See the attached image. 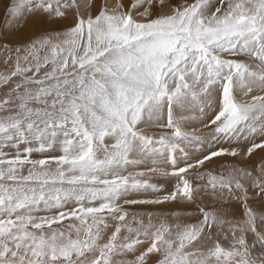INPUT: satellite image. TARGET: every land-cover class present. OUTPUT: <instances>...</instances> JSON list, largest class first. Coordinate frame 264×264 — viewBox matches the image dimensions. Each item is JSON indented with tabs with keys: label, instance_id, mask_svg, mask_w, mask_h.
<instances>
[{
	"label": "snow or ice",
	"instance_id": "obj_1",
	"mask_svg": "<svg viewBox=\"0 0 264 264\" xmlns=\"http://www.w3.org/2000/svg\"><path fill=\"white\" fill-rule=\"evenodd\" d=\"M0 9V264H264V0Z\"/></svg>",
	"mask_w": 264,
	"mask_h": 264
},
{
	"label": "rangeland",
	"instance_id": "obj_2",
	"mask_svg": "<svg viewBox=\"0 0 264 264\" xmlns=\"http://www.w3.org/2000/svg\"><path fill=\"white\" fill-rule=\"evenodd\" d=\"M3 15V11H2V9H0V16H2Z\"/></svg>",
	"mask_w": 264,
	"mask_h": 264
}]
</instances>
